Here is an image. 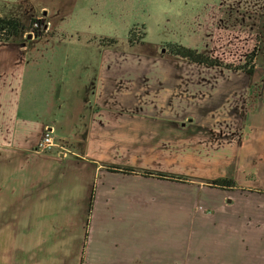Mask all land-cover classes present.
I'll list each match as a JSON object with an SVG mask.
<instances>
[{
	"label": "rangeland",
	"instance_id": "1",
	"mask_svg": "<svg viewBox=\"0 0 264 264\" xmlns=\"http://www.w3.org/2000/svg\"><path fill=\"white\" fill-rule=\"evenodd\" d=\"M59 2L77 5L68 22L53 15ZM216 2L0 0V16L28 31L0 40V68L22 49L49 47L33 35L66 40L78 29L84 41L130 52L135 78L134 115L116 119L110 138L98 127L96 147H112L92 159L87 131L0 118V264H87L84 249L107 217L157 229L154 239L177 251V262L164 264H264V12H216ZM177 46L224 66L192 63L173 54ZM83 49L85 61L95 57ZM47 132L56 147L39 151Z\"/></svg>",
	"mask_w": 264,
	"mask_h": 264
},
{
	"label": "crops",
	"instance_id": "2",
	"mask_svg": "<svg viewBox=\"0 0 264 264\" xmlns=\"http://www.w3.org/2000/svg\"><path fill=\"white\" fill-rule=\"evenodd\" d=\"M216 5V12L223 7L264 12V0H217ZM76 10L75 2L73 6L59 2L53 15L62 16L65 23ZM70 34L71 38L67 37L66 40L64 35L54 36L46 41L37 40L36 42H44L49 47L37 50V44L30 49H22L18 51L20 60L16 58L14 64L0 68V118L3 123H9L15 128L24 123L27 125V119L32 122L33 118H46L47 121H39L36 125L41 129L66 135H78L87 131L91 136L87 157L91 156L89 158L92 159L94 153L96 156L101 155L100 152L96 153L97 148L100 150L112 147L108 142L96 147L92 139L99 132L98 127L108 128L110 138L112 128L116 130V119L134 115L132 101L127 103L131 98L128 92L132 91L131 86L135 84L134 63L128 58V51H119L116 46L108 44L96 45L95 42L84 41L81 39L85 35L82 30L76 29ZM56 41L60 43L59 47L52 48L51 43ZM86 47L93 49L95 55L89 61L80 57ZM11 53L14 54V51L11 50ZM82 159L85 157L82 156ZM51 164L54 166V163ZM22 197L23 195L19 196V199ZM13 204L17 206L16 201ZM3 205L6 206L7 203ZM22 206L23 204L18 205L20 211ZM98 208L97 211H110L112 206L108 204ZM100 220L98 229H94L98 230L95 237L84 249L85 263L177 262V251L171 250V244L154 239L155 233L159 232L157 229L135 228L132 223L121 218L107 217ZM101 238L104 240L98 244V239Z\"/></svg>",
	"mask_w": 264,
	"mask_h": 264
},
{
	"label": "trees",
	"instance_id": "3",
	"mask_svg": "<svg viewBox=\"0 0 264 264\" xmlns=\"http://www.w3.org/2000/svg\"><path fill=\"white\" fill-rule=\"evenodd\" d=\"M27 27H25L22 21L17 17H2L0 16V40L4 42H11L27 33ZM176 56H180L192 63L204 65L207 67H223L222 61L211 58L207 55L200 54L193 49L183 46H177L172 51ZM255 55L252 56V59ZM254 72V68L250 70ZM218 185L223 188H234L235 182L228 179H222L218 181Z\"/></svg>",
	"mask_w": 264,
	"mask_h": 264
},
{
	"label": "built area",
	"instance_id": "4",
	"mask_svg": "<svg viewBox=\"0 0 264 264\" xmlns=\"http://www.w3.org/2000/svg\"><path fill=\"white\" fill-rule=\"evenodd\" d=\"M54 147H56L54 137L52 136V133L47 132L40 141L38 149L39 151L48 152L51 151Z\"/></svg>",
	"mask_w": 264,
	"mask_h": 264
},
{
	"label": "flooded vegetation",
	"instance_id": "5",
	"mask_svg": "<svg viewBox=\"0 0 264 264\" xmlns=\"http://www.w3.org/2000/svg\"><path fill=\"white\" fill-rule=\"evenodd\" d=\"M36 26H38V25H36ZM49 26H51L50 23H49ZM49 30H50V29H49ZM49 30H46V32H49ZM44 34H45V33H44ZM32 35H33V33H32ZM33 36H34L33 38H34L36 41H37V40H40V39H42V38H44V35H42V36H40V35H39V36H35V35H33Z\"/></svg>",
	"mask_w": 264,
	"mask_h": 264
}]
</instances>
